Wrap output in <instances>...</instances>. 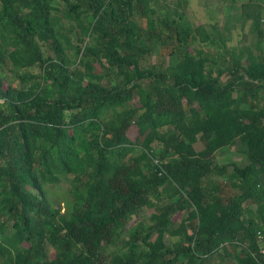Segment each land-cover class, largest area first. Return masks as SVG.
<instances>
[{
  "label": "trees",
  "instance_id": "obj_1",
  "mask_svg": "<svg viewBox=\"0 0 264 264\" xmlns=\"http://www.w3.org/2000/svg\"><path fill=\"white\" fill-rule=\"evenodd\" d=\"M171 2L0 0V264H264V0L216 72Z\"/></svg>",
  "mask_w": 264,
  "mask_h": 264
},
{
  "label": "rangeland",
  "instance_id": "obj_2",
  "mask_svg": "<svg viewBox=\"0 0 264 264\" xmlns=\"http://www.w3.org/2000/svg\"><path fill=\"white\" fill-rule=\"evenodd\" d=\"M175 1V0H172ZM247 0H188L186 7V18L189 23L196 25L197 23L202 24L209 33H213L211 25H214L223 35L230 34V39L227 42L228 51L221 46L219 40H217L218 46H205L203 45V50L207 52L210 50L212 54H217L219 60L214 66V72H216L221 67V62L223 60L230 61L231 55L235 52H239V48H251L254 49L257 37L251 30V21H247L244 24L241 22L240 18V5L245 3ZM157 4L151 3L158 13H163L166 9L170 12L172 11L174 4L171 0H157ZM164 3H166V6ZM262 5V3H261ZM264 7V4H263ZM180 11V10H179ZM261 28L264 30V11L262 12L261 18ZM213 35V34H212ZM264 44L262 45V47ZM234 51V52H233ZM164 58L167 65L172 64V60H169L168 57ZM159 56L152 54L146 56V59L142 61L144 67L155 65L158 63ZM33 72H36L34 69ZM223 81L225 77H222ZM260 106L264 105V101L259 103ZM239 144L237 143L235 147L231 149L220 150L216 154L215 161L219 165L228 164L234 162L239 166L245 164L243 158L238 154ZM223 179V178H222ZM215 180V177H214ZM48 196L55 203V206L63 208V198L65 197V192L67 190V183L61 182L58 185L48 186ZM255 206H250L248 210H254ZM63 211V210H62ZM152 210H148L145 213V216L142 219H147V216L151 213ZM134 221H137L136 218H132L130 222L126 225V229L130 228ZM170 239L166 236L165 242L168 243ZM264 242V241H263ZM112 250V249H111ZM109 250V251H111ZM209 264H223L219 261V256H215L211 259Z\"/></svg>",
  "mask_w": 264,
  "mask_h": 264
},
{
  "label": "built area",
  "instance_id": "obj_3",
  "mask_svg": "<svg viewBox=\"0 0 264 264\" xmlns=\"http://www.w3.org/2000/svg\"><path fill=\"white\" fill-rule=\"evenodd\" d=\"M258 240L260 242L261 251H262V253H264V242H263L264 240H263L260 233H258Z\"/></svg>",
  "mask_w": 264,
  "mask_h": 264
},
{
  "label": "clouds",
  "instance_id": "obj_4",
  "mask_svg": "<svg viewBox=\"0 0 264 264\" xmlns=\"http://www.w3.org/2000/svg\"><path fill=\"white\" fill-rule=\"evenodd\" d=\"M264 240V239H263Z\"/></svg>",
  "mask_w": 264,
  "mask_h": 264
}]
</instances>
